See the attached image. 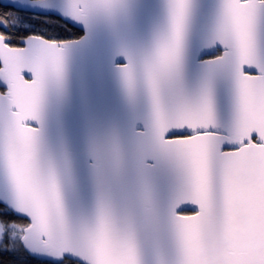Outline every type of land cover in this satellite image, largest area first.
Wrapping results in <instances>:
<instances>
[{
  "label": "snow or ice",
  "instance_id": "snow-or-ice-1",
  "mask_svg": "<svg viewBox=\"0 0 264 264\" xmlns=\"http://www.w3.org/2000/svg\"><path fill=\"white\" fill-rule=\"evenodd\" d=\"M0 264H264V0H0Z\"/></svg>",
  "mask_w": 264,
  "mask_h": 264
}]
</instances>
